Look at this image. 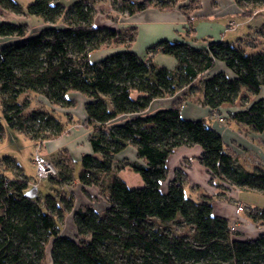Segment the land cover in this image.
<instances>
[{
  "label": "trees",
  "instance_id": "obj_1",
  "mask_svg": "<svg viewBox=\"0 0 264 264\" xmlns=\"http://www.w3.org/2000/svg\"><path fill=\"white\" fill-rule=\"evenodd\" d=\"M64 1L33 0L23 10L14 0H0V7L45 25L30 36L26 24L0 23V38L7 39L0 44L1 118L9 129L37 145L54 141L67 133V125L45 110L27 111L29 95L44 98L54 110L73 108L69 94L83 95L87 102L82 126L89 131L92 154L81 157L78 183L100 189L108 207L101 213L89 205L74 209L72 193L65 192L76 181L74 161L65 149L48 157L57 172L48 178L57 194L42 199L26 195L29 181L12 159L5 158L9 166L4 171L11 170L12 176L0 172V264H46L47 250L51 264H264V233L235 240L238 233L230 223L213 216L209 197L198 202L185 197L187 180L180 170L174 172L166 193L160 189L173 151L198 146V162L210 185L215 181L264 196V165L247 172L208 123L180 116L187 101L217 114L239 99L244 108L229 113L227 123L263 134L264 99L250 104L240 93L245 88L249 95H257L264 87V48L248 54L242 41L210 42L204 49L161 41L148 48V56L162 53L175 59V72H170L130 52L134 27L114 26L120 17L149 9L178 10L191 25L201 0H74L69 5ZM233 2L242 17L264 18V0ZM101 3L116 13L106 19L109 25L95 24ZM256 31L263 34L264 23ZM112 46L126 50L90 60ZM216 62L235 78L223 73L204 77ZM163 98H174L169 109L140 115L152 101ZM119 116L131 118L110 125ZM4 133L0 125V138ZM128 146L142 164L115 161ZM126 168L139 174L142 188L130 189L117 178ZM69 214L74 238L60 235ZM244 215L264 226V209H249Z\"/></svg>",
  "mask_w": 264,
  "mask_h": 264
},
{
  "label": "crops",
  "instance_id": "obj_2",
  "mask_svg": "<svg viewBox=\"0 0 264 264\" xmlns=\"http://www.w3.org/2000/svg\"><path fill=\"white\" fill-rule=\"evenodd\" d=\"M17 3V1H14ZM27 7V5H26ZM25 9V8H24ZM202 16H199V15ZM241 15V11L236 7L233 0H201V11L199 13H194V20L196 25L194 30L201 24L204 28L200 31L195 32L196 38L192 40H185L181 35V29L184 25L185 19L183 15L178 11L174 10L172 12H161L156 9H149L141 12L140 14L134 15L132 17H120L118 24H123L127 22V27L137 28V34L139 33V40L144 47L151 45L155 41H170L179 42L187 44L196 49H204L210 42H230L234 39L228 35V25L231 22L226 23L228 17L232 15ZM26 17V20H30L31 17ZM214 17H218L217 20H212ZM247 19V18H246ZM254 19L248 18L247 20ZM264 20V18H260ZM39 22V27L37 31H32L30 36L37 34L45 25L39 19H34ZM26 23H14V24H26L28 30L30 27ZM199 22V23H198ZM2 23V22H1ZM194 23V24H195ZM264 23V22H263ZM117 24V25H118ZM180 28L179 31V27ZM262 23L258 26L260 27ZM118 28V26H117ZM122 29L124 28L121 27ZM120 27L118 29H121ZM192 28V29H193ZM139 29V30H138ZM256 27L254 29L255 35H257ZM252 27L247 26L246 36L243 40L242 38L237 39L238 42H248L253 36H251ZM30 31V30H29ZM226 37L229 39L227 40ZM242 37V36H241ZM251 37V38H250ZM178 38V40H176ZM257 40L260 47L264 48V39L258 38ZM236 40V41H237ZM7 41V39L0 38V44ZM241 42V43H242ZM232 43V42H231ZM234 43V42H233ZM257 42H254L251 47H256ZM258 44V45H259ZM159 55H154L157 57ZM162 56V55H161ZM149 57V56H148ZM153 59V58H152ZM217 63V62H216ZM222 63V62H221ZM165 67V66H162ZM172 70L176 69V61L171 59ZM218 72L214 74L207 73L204 77L208 78L213 75L223 73L227 78L234 79L235 75L226 68L223 64L218 65ZM243 94L249 97V103L255 102L257 100L264 99V87L261 88L257 95H249L245 88L241 89ZM174 98H163L157 99L151 102L147 110L141 113V116L151 115L155 112L166 110L171 107ZM87 99H82L80 101L81 106L77 110L78 116L74 115L73 109L69 110L66 124L67 133L62 135L59 139L54 141L43 142L37 146L40 147L41 155L43 157H51L60 149H65L71 159L74 162H80L83 155H91L92 150L88 144L89 131L84 129L81 123L85 121L84 105ZM76 108V107H75ZM242 107L239 103V99L233 105H224L219 109L217 114H211L208 108L202 107L196 102H185V104L180 109V116L184 120L199 121L203 120L209 124V126L215 130L222 138L225 145L231 151L232 155L236 158L237 164L246 170L247 172L253 171L256 167H261L264 165V133L257 134L250 130V128L243 126L241 124L227 123L225 120L229 113H234L241 110ZM75 116L78 121L76 122ZM131 116H119L110 125H117L130 119ZM224 121L219 122V119ZM201 154V148L198 146L192 148L180 147L173 151V153L167 158L166 166L168 168L167 181L165 182L168 186V182L174 177V172L180 170L186 177L187 183L184 186V192L186 189L190 192V198L193 201H199L202 198L211 199L212 214L215 217L227 220L230 225H235L236 232L238 235L234 238L235 240H247L255 239L260 234L264 233V226L256 225L251 223L244 215L249 209H264L258 206L259 201H263L262 194L256 192H248L256 198L255 200H250L248 203L241 201L242 192L234 187L227 184L218 185L214 181L213 185L209 184V175L206 169L200 165L198 158ZM115 160L117 162L123 159H129L133 162H138L142 164L140 160L136 157V152L131 150L123 152L116 155ZM218 187V188H216ZM165 188V189H164ZM163 191H166L167 187H164ZM32 189V187H31ZM66 192L72 193L74 197V209L82 205L91 206L97 213H101L108 207L105 198L100 193L99 189L95 186L84 187L78 182H74L71 190L65 189ZM36 190V196H38ZM250 195V196H251ZM237 204L242 205L244 213L240 214V220H237V215L235 213V207ZM73 223L72 214L67 215L62 224L60 225V235L68 238H74L76 235V229Z\"/></svg>",
  "mask_w": 264,
  "mask_h": 264
},
{
  "label": "rangeland",
  "instance_id": "obj_3",
  "mask_svg": "<svg viewBox=\"0 0 264 264\" xmlns=\"http://www.w3.org/2000/svg\"><path fill=\"white\" fill-rule=\"evenodd\" d=\"M14 1H17V4L23 10H25L24 8H26V5H29V4H31L33 2V0H14ZM73 1L74 0H65L64 3L66 5H69ZM96 11H97V18L95 20V24L97 26H103L105 24L109 25V23H107V20H110L111 19L110 17H114L115 14H116L110 8L108 3H101V4L97 5ZM199 11H201V6L194 13H197V12L199 13ZM199 16H202V15L200 14ZM183 18L185 19L184 16H183ZM34 19H36V18L31 17V19L27 21L26 17L24 16V14L17 15V14L13 13L10 10H7V9H4V8L0 7V23L1 22H7V23H22L23 22V23H26V21H27V24L30 27L29 34H31L32 31L35 32V31L38 30L39 22L35 21ZM217 19H219V18L215 17V19H214V17H213L212 20H217ZM247 19L238 14V15H232V16L228 17L226 20H224L226 23L231 22L234 25H236L234 30L228 29V31H231V32H228V35H227V36L230 35L231 37H234V39H229L228 37H226V39L227 40L228 39L232 40V41H230L232 43L233 42L237 43L238 42L237 39H239V38H242L243 40H245L244 38L247 37L245 35L246 34L245 32H247V26L252 27L253 30L251 32V36H253V37L252 38L250 37V38H251V40H253V42H251L250 40L248 41L249 43L247 42V44H245L246 40L243 42L244 43V47L246 49V52L248 54H251V53H253L255 51L263 49L262 47H260L261 45L259 44V42L257 40H260L258 38H261V37L264 39V33L260 34L259 32H257V35H255L254 29L256 27L259 28L258 26L261 23H263L264 20H262L260 18H254V19H250V20H247ZM196 21L194 20V17H193L191 25L187 24L186 20L184 22L183 27L178 25V26H180L179 27V31H180V28L182 27L181 35L183 36V38H185V40L188 41V40L195 39L196 38L195 32L200 31L201 28H204V25L201 26V24H200L196 28V31H195L194 28H195V25H196V23H195ZM127 24H128L127 22H124L123 24H118V25L114 26V28H117V26H118V28L119 27L121 28V27L124 26L123 29L130 28V27H127ZM137 28H135L136 29L135 40L130 45V49H129L130 52H132L135 55H137L144 62H149V63L153 64L156 67L165 68V69H167L170 72H175V69L172 70V67H171V59H174L173 57L164 55L162 53H155L153 55H150L149 57L146 54V50L148 48L156 45L157 43L161 42L162 40L155 41L151 45H148L147 47H144L141 44L140 40H139L140 31L137 34ZM259 36H261V37H259ZM176 40H178V38ZM168 42H170V41L168 40ZM254 42H257L259 45L256 44V47H251V45H253ZM176 43H179V42H176ZM182 44H184V43H182ZM124 50H126L124 47L112 46L110 48L103 49V50L99 51L98 53L92 54L90 56V60L94 62V61L100 60L102 58H105L107 56H110L111 54L122 52ZM154 55H159V56H157L155 58V57H153ZM219 64H223V63H221V62L215 63L214 67L208 73L209 74L210 73L214 74V73L218 72L217 70H218V65ZM162 66H165V67H162ZM27 95L28 94L21 96L18 100L21 101ZM135 95L136 94H133V96H135ZM243 96H244V94L242 96H240V97H243ZM68 98L74 102L73 108H68V109L56 108L54 110V108H52L47 103V101L44 98H42V97H40L38 95H29L28 99L30 100V106H29V109L27 111L45 110V111L49 112L50 114L54 115L58 120L62 121V123L64 125H67L66 121L69 118L67 116L68 115L67 112L69 110L73 109L74 115L78 116L77 110L81 106L80 101L82 99H86L83 95H81L79 93H71V94L68 95ZM75 116H73V117L75 118V120L77 122L78 119ZM0 125L3 127V129L5 131L3 138H0V172L2 171L6 176H9V177L12 176L11 170H7L6 169V171H4V168H3L4 166H6V167L9 166V165L8 166L6 165V162H5L4 159L5 158L12 159L15 162V166L19 169V171L22 174V176L29 181L30 186L32 188H36V190H37V192L39 194L38 195L39 199H42V198H44L47 195H53V193L56 191L57 187L52 185L49 182V179L39 180L37 178V176H36V169H35L34 164L32 163V158H33V155H34V153L36 151L37 144H35L34 142L29 140L28 138H26L22 134L9 129L6 126L5 122L1 118V108H0ZM81 125H83V123H81ZM38 149H39V153L42 154L41 150H40V147ZM131 150L134 152V148L131 147V146H128L127 148H125L123 151H121L118 154H121V153L126 152V151H128L130 153ZM126 160L131 161L129 159H126ZM131 162H133V161H131ZM54 163H55V161H54ZM80 168H81L80 162L79 161L78 162H74L73 175H74V178H75L76 182H78V176H79L78 174H79ZM166 169H167V174H168L169 172H168L167 166H166ZM117 178L122 180L127 185V187L130 188V189H139V188H142L144 186V183H143L142 179L140 178L139 174L135 173L134 171H132L129 168H126V169L118 172ZM166 181H167V177H166V180L161 183V188L160 189H161L162 193H166V191H167L168 186H166V184H165ZM164 187H167L166 191H163ZM216 188H218V187H216ZM99 191H100V189H99ZM67 193H69V192H67ZM247 193L248 192H246V191L242 192V196H241L242 199H240L241 201H243L245 203H248L250 200H255L256 199L251 194L247 195ZM55 194H57V193L55 192ZM185 197L187 199H191L190 198V192L188 191V189H186V191H185ZM261 199L263 201H259L258 202V204H259L258 206L263 207L264 206V196ZM191 200H193V199H191ZM195 202H198V201H195ZM72 225H73V223H72ZM46 264H51L49 262V252H48V250H47V253H46Z\"/></svg>",
  "mask_w": 264,
  "mask_h": 264
},
{
  "label": "built area",
  "instance_id": "obj_4",
  "mask_svg": "<svg viewBox=\"0 0 264 264\" xmlns=\"http://www.w3.org/2000/svg\"><path fill=\"white\" fill-rule=\"evenodd\" d=\"M236 27V25H234L233 23H229L228 25V29L230 30H234V28ZM223 119H219V122H222ZM39 147H36V151L33 155L32 158V163L35 166L36 169V176L39 180H45L51 177H55L57 175V172L53 166V164L50 162V160L47 157H43L40 153H39ZM244 212V209L242 207V205L237 204V206L235 207V213L237 215V220H240V214ZM231 229L232 231L236 230L235 225H231Z\"/></svg>",
  "mask_w": 264,
  "mask_h": 264
},
{
  "label": "water",
  "instance_id": "obj_5",
  "mask_svg": "<svg viewBox=\"0 0 264 264\" xmlns=\"http://www.w3.org/2000/svg\"><path fill=\"white\" fill-rule=\"evenodd\" d=\"M28 197L33 198L36 196V188H32L30 191L26 194Z\"/></svg>",
  "mask_w": 264,
  "mask_h": 264
},
{
  "label": "bare ground",
  "instance_id": "obj_6",
  "mask_svg": "<svg viewBox=\"0 0 264 264\" xmlns=\"http://www.w3.org/2000/svg\"><path fill=\"white\" fill-rule=\"evenodd\" d=\"M49 262H50V259H49Z\"/></svg>",
  "mask_w": 264,
  "mask_h": 264
}]
</instances>
